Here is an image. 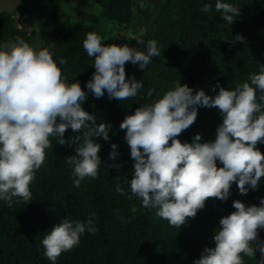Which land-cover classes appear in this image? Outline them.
<instances>
[{
	"label": "clouds",
	"instance_id": "clouds-1",
	"mask_svg": "<svg viewBox=\"0 0 264 264\" xmlns=\"http://www.w3.org/2000/svg\"><path fill=\"white\" fill-rule=\"evenodd\" d=\"M144 7V0H139ZM212 10L204 3L202 12ZM215 11L228 24L239 15V8L225 0H215ZM104 37L88 32L83 49L94 60L95 71L84 85L69 82L62 71L67 61L55 54L54 44L38 48L21 37L0 42V202L8 207L32 199L31 185L36 172L52 148V139L60 145L78 144L75 155L66 163L72 167L75 187L90 177L95 179L101 166L98 153L103 138L108 142L111 125L97 124L96 117L83 108L87 94L118 101L137 97L143 80L126 79V63L144 70L159 57L157 41H146V49L128 44H105ZM143 45L144 40L136 39ZM243 42L237 36L233 43ZM219 88L214 97L194 90L180 81L162 96L141 105L124 118L120 130L130 148L133 172L130 191L119 182L116 191L129 200L137 198L142 207L155 209L156 216L172 227L180 228L209 198L222 202L230 197L233 184L240 195L258 190L264 178V155L257 147L264 144V66L234 88ZM154 89L148 90V97ZM199 108H216L222 124L212 142L202 143L201 135L181 143L177 137L197 119ZM59 120V123L57 121ZM68 129L75 134L64 138ZM171 141V143H169ZM109 159L115 160L118 146L111 144ZM219 162L222 167H217ZM119 168V165H115ZM235 209L219 220L214 247H206L194 264H245L244 257L264 264V198L260 206L234 201ZM95 213L86 221L70 217L46 233L41 240L44 257L57 264L62 253L78 247L85 232L95 234Z\"/></svg>",
	"mask_w": 264,
	"mask_h": 264
},
{
	"label": "trees",
	"instance_id": "trees-1",
	"mask_svg": "<svg viewBox=\"0 0 264 264\" xmlns=\"http://www.w3.org/2000/svg\"><path fill=\"white\" fill-rule=\"evenodd\" d=\"M100 9L99 18L121 31H128L133 20L134 0H91ZM239 8V15L230 25L215 11V0H159L157 4L144 0L141 8L136 4V14L143 22L144 40L138 44L143 51L146 41H157L159 57L144 70L126 63V79L143 80V88L137 97L118 101L108 94L95 98L91 93L83 104L97 124L111 125L109 141L98 138L102 145L98 155L101 166L95 179L87 177L80 186H74L72 167L66 163L75 155L78 144L60 145L52 139V148L46 150V159L36 172L31 185L32 199L13 203L8 207L0 202V264H50L44 255L41 240L53 226L67 217L86 221L95 213L94 222L98 231L81 237L78 247L62 253L57 264H194L208 247H214V233L219 229V220L235 209L234 201L246 206H260L264 198V178L258 190H249L240 195L235 184L230 189L227 201L209 198L205 208L195 218L180 228L172 227L166 220L156 216V210L142 207V202L116 191L117 182L130 191L129 181L133 172L130 148L124 140L125 131L120 124L128 115L134 114L141 105L163 95L180 81L194 90H203L214 97L219 88H234L246 81L250 74L264 66V0H225ZM204 3H211L212 10L201 11ZM30 14L39 24L40 48L54 44L55 54L67 64L61 66L69 82H80L82 90L92 77L93 58L83 49V40L88 32L99 31V19L78 12L77 19L87 23L66 25L55 7L41 5ZM240 36L243 42H235ZM21 37L31 42L30 37L15 29L9 19L0 17V42ZM114 44V40L103 41ZM154 89L152 97L148 90ZM264 93H257V96ZM59 123V120L57 121ZM222 117L216 108H199L193 125L183 131L177 139L191 143L197 131L206 136L201 142H212ZM195 131V133H194ZM75 135L68 129L64 138ZM171 143V141L169 142ZM111 144L118 146L115 160L109 159ZM257 147L264 155V144ZM119 165V168L115 167ZM217 167L222 165L217 162ZM264 240V230L259 233ZM259 261L260 253H256ZM255 258L244 257L245 264H257Z\"/></svg>",
	"mask_w": 264,
	"mask_h": 264
},
{
	"label": "crops",
	"instance_id": "crops-1",
	"mask_svg": "<svg viewBox=\"0 0 264 264\" xmlns=\"http://www.w3.org/2000/svg\"><path fill=\"white\" fill-rule=\"evenodd\" d=\"M43 4L55 7L61 18L66 14V18L74 24L85 23L75 17L78 12L98 18V24L101 22L99 18L100 9L91 0H0V17L2 15L7 17L15 29L22 31L28 37L33 33H37L38 36L39 24L24 11L32 10ZM77 9L79 11L75 13Z\"/></svg>",
	"mask_w": 264,
	"mask_h": 264
},
{
	"label": "rangeland",
	"instance_id": "rangeland-1",
	"mask_svg": "<svg viewBox=\"0 0 264 264\" xmlns=\"http://www.w3.org/2000/svg\"><path fill=\"white\" fill-rule=\"evenodd\" d=\"M138 1L139 0H134L133 2V13H134L133 20H132L130 29L128 31H121L118 27H115L112 24L108 23L107 21L101 19V22L96 25V28L99 31L98 34L104 37V41L114 40L115 41L114 44H128L130 47L139 48L138 43L135 40L139 39V36L143 33L144 26H143L142 20L136 14V4ZM148 1L153 2L155 4L159 2V0H148ZM78 11L79 10L77 9L75 13ZM66 17H67L66 14H64L62 17L63 22L66 25L73 27L74 23L69 21ZM36 34L37 33L31 34L30 43L36 47H39L40 39H39V36H37ZM196 134H199L203 137L206 136L205 132L202 130L197 131Z\"/></svg>",
	"mask_w": 264,
	"mask_h": 264
}]
</instances>
